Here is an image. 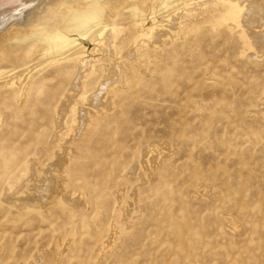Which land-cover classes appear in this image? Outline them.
<instances>
[{
	"label": "bare ground",
	"instance_id": "1",
	"mask_svg": "<svg viewBox=\"0 0 264 264\" xmlns=\"http://www.w3.org/2000/svg\"><path fill=\"white\" fill-rule=\"evenodd\" d=\"M233 60H264V0H0V214L20 218L56 204L75 218L74 199L87 207L94 157L78 156L71 139L50 160V130L85 138L127 124L126 108L175 93L183 79L201 108L198 83L234 69ZM254 87L264 128V86ZM147 162L158 180L163 157ZM117 212L115 236L140 215L123 205Z\"/></svg>",
	"mask_w": 264,
	"mask_h": 264
},
{
	"label": "rangeland",
	"instance_id": "2",
	"mask_svg": "<svg viewBox=\"0 0 264 264\" xmlns=\"http://www.w3.org/2000/svg\"><path fill=\"white\" fill-rule=\"evenodd\" d=\"M242 62L198 83L201 108L183 79L175 93L126 108L127 124L85 138L50 130V160L71 139L78 156L94 157L87 207L74 199L75 218L56 204L20 218L0 214V264H264V128L253 100L264 60ZM156 156L165 161L158 180L147 162ZM122 205L140 215L115 236Z\"/></svg>",
	"mask_w": 264,
	"mask_h": 264
}]
</instances>
